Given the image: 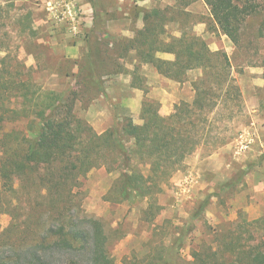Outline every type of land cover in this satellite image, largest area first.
Masks as SVG:
<instances>
[{
    "label": "trees",
    "instance_id": "trees-1",
    "mask_svg": "<svg viewBox=\"0 0 264 264\" xmlns=\"http://www.w3.org/2000/svg\"><path fill=\"white\" fill-rule=\"evenodd\" d=\"M180 1L183 7L144 11V27L125 43H112L122 55L134 51L139 66L152 65L170 80L183 83L190 73L199 72L192 82L191 102L181 101L172 114L164 116L158 101L146 99L140 124L132 117L118 118L100 134L76 112L77 103L87 94L95 90L105 94L108 75L119 74L105 49L108 41L92 43L91 36L87 37L90 46L75 76L76 88L65 92L44 89L34 81L32 68L26 69L0 50L5 54L0 56V213L13 217L15 211H23L22 218H13L20 222L13 225L19 238L8 241L6 248L11 252H3L0 264H117L110 252L117 233L83 208L89 174L100 168L117 173L105 201L147 203L145 212L152 213L160 211L158 196L189 157L202 148L214 153L230 141L244 111L231 59L223 50L213 51L194 31L196 24L189 25L186 8L197 0ZM203 1L213 23L237 48L244 44L248 20L264 11V5L243 0ZM94 7L96 22L105 28L103 4ZM172 24L178 25L177 36L168 30ZM159 54L173 55L174 60H164ZM20 123L24 126L9 130L11 124ZM31 189L37 200L34 206L24 205L23 197ZM210 203L211 197L200 203L193 220H201ZM251 225L255 233L246 237L249 231L241 223L236 227L223 223L212 229L210 240L201 238L196 243L190 238L195 230L191 223L176 229L167 252L152 243L156 249L138 262L264 264V219ZM188 240L191 261L181 257Z\"/></svg>",
    "mask_w": 264,
    "mask_h": 264
},
{
    "label": "rangeland",
    "instance_id": "rangeland-1",
    "mask_svg": "<svg viewBox=\"0 0 264 264\" xmlns=\"http://www.w3.org/2000/svg\"><path fill=\"white\" fill-rule=\"evenodd\" d=\"M243 1L264 5V0ZM97 3L104 6L105 28L95 19L94 5ZM175 6L183 7V4L180 0H0V50L6 51L11 60L18 59L26 69L32 68L34 81L44 89L65 92L76 88L75 76L79 75L88 53L87 37L91 36L92 43L96 39L102 43L108 41L110 44L105 49L117 63L112 68L119 74L108 75L105 94H99L97 90L87 94L77 103L76 112L97 133L113 127L118 118L132 117L140 124L146 99L158 101L164 115L163 97L166 102L169 96L175 100L180 96L194 98L192 82L199 72L190 73L186 82L171 80V84L164 85L154 78L157 72L154 66H139L134 51L122 55L112 43L132 39L136 31L144 27V11ZM186 11L190 14L189 25L196 24V34L204 38L213 51L223 50L229 55L234 77L242 91L244 111L235 122L226 145L214 153L202 148L187 159L183 169L158 196L160 211L145 212L147 203L105 201L117 173L100 168L89 174L83 188L86 193L83 208L89 215L103 219L106 227L117 233L118 240H114L110 248L117 264H140L138 261L151 249H156L157 244L167 252L176 229L191 223L195 230L190 238L197 243L201 238L210 240L212 229L223 223H235L234 227L241 223L249 231L247 237L255 233L252 222L264 219V11L248 20L241 48L221 34L203 0L193 2ZM168 30L173 35L179 34L177 24H172ZM159 57L174 60L169 54H159ZM142 79L144 87L140 88ZM93 95L96 96L90 99ZM188 99H181L177 104ZM15 126L20 128L24 123L11 124L9 130ZM1 157L0 148V161ZM211 158L217 159L215 164ZM191 174H200L198 184L194 185ZM233 182H237V186H233ZM208 197H211V203L202 219L193 220L199 204ZM23 198V204L29 206H34L37 200L32 189ZM2 199L6 201V196ZM244 206L249 207L251 213L240 209ZM258 208L262 213L260 218H256ZM22 215L21 210L15 211L13 217L0 213V257L5 251L11 252L6 248L8 241L19 238L15 233L17 226L13 225H20V222L15 223L13 218H22ZM152 243L157 244L154 247ZM190 243L188 240L181 252L186 261H191Z\"/></svg>",
    "mask_w": 264,
    "mask_h": 264
},
{
    "label": "crops",
    "instance_id": "crops-1",
    "mask_svg": "<svg viewBox=\"0 0 264 264\" xmlns=\"http://www.w3.org/2000/svg\"><path fill=\"white\" fill-rule=\"evenodd\" d=\"M47 24V23H46ZM251 70V69H250ZM251 73H257V71H250ZM154 78H156V80L157 81H160V82H162V84L164 83V85L167 83L168 85L169 84H171L170 82H171V80H169L168 78H166V77H164V76H162V75H160V74H158V72H155L154 73ZM163 90V92L164 93H166V94H168L166 91H165V89H162ZM136 92H137V90H136ZM164 96H166L165 94H163ZM154 97H156V95H154ZM167 97V96H166ZM168 98V100H167V102L165 101V99H164V97H163V99H162V102L164 103V107H163V110H162V113L164 114V116H169L172 112H173V109H174V107H175V105H177V103L181 100V99H184V98H190V99H188L187 100V102H191L192 100H193V96L191 97H184V96H180L179 98H178V100H175V99H173L171 96H169V97H167ZM158 99V98H157ZM169 104V105H168ZM106 131V129H104V130H99V133L101 134V133H103V132H105ZM240 143H241V141H239ZM230 148H232V147H230ZM228 150H229V147H228ZM225 152H227V151H225ZM215 160H217L216 158H211V161H212V163H214L215 164ZM192 175V174H191ZM193 176V175H192ZM200 178V174L197 176V175H194L193 176V183H194V185H195V183L196 184H198V179ZM200 181V180H199ZM240 209H243V210H246L247 212H250L251 213V211H250V208L249 207H247V206H244L243 208L241 207ZM258 211H259V216L258 217H256V218H260V217H262V213L260 212V210H259V208H258Z\"/></svg>",
    "mask_w": 264,
    "mask_h": 264
},
{
    "label": "built area",
    "instance_id": "built-area-1",
    "mask_svg": "<svg viewBox=\"0 0 264 264\" xmlns=\"http://www.w3.org/2000/svg\"><path fill=\"white\" fill-rule=\"evenodd\" d=\"M243 148H247V146H244Z\"/></svg>",
    "mask_w": 264,
    "mask_h": 264
}]
</instances>
